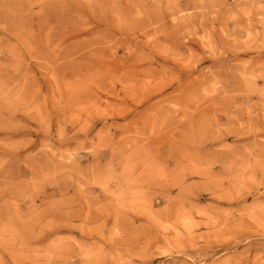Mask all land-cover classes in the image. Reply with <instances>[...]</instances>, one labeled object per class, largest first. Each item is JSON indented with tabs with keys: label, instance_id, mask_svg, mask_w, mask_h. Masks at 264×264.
I'll return each mask as SVG.
<instances>
[{
	"label": "rangeland",
	"instance_id": "rangeland-1",
	"mask_svg": "<svg viewBox=\"0 0 264 264\" xmlns=\"http://www.w3.org/2000/svg\"><path fill=\"white\" fill-rule=\"evenodd\" d=\"M0 264H264V0H0Z\"/></svg>",
	"mask_w": 264,
	"mask_h": 264
}]
</instances>
